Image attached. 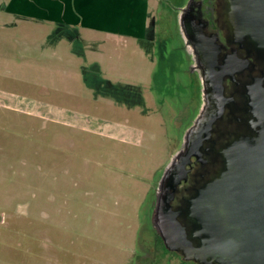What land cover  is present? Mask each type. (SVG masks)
Returning <instances> with one entry per match:
<instances>
[{
	"label": "rangeland",
	"instance_id": "rangeland-1",
	"mask_svg": "<svg viewBox=\"0 0 264 264\" xmlns=\"http://www.w3.org/2000/svg\"><path fill=\"white\" fill-rule=\"evenodd\" d=\"M193 1L149 0L145 38L0 21V264H142L198 114Z\"/></svg>",
	"mask_w": 264,
	"mask_h": 264
},
{
	"label": "flooded vegetation",
	"instance_id": "flooded-vegetation-1",
	"mask_svg": "<svg viewBox=\"0 0 264 264\" xmlns=\"http://www.w3.org/2000/svg\"><path fill=\"white\" fill-rule=\"evenodd\" d=\"M12 1L0 4V21L35 17L15 11ZM233 1L194 0L182 15L180 30L199 98L192 139L200 127L204 130L196 153L190 157L186 152L192 151L193 141L187 135L181 154L159 187L151 218L152 242L145 245L148 253L142 264H199L169 249L159 210L167 196L172 210L187 208L189 200L223 171L226 149L239 139L255 136L264 117V56L250 38L235 35L230 23ZM177 221L187 235L196 227V221L186 213Z\"/></svg>",
	"mask_w": 264,
	"mask_h": 264
},
{
	"label": "water",
	"instance_id": "water-1",
	"mask_svg": "<svg viewBox=\"0 0 264 264\" xmlns=\"http://www.w3.org/2000/svg\"><path fill=\"white\" fill-rule=\"evenodd\" d=\"M231 4L230 23L235 35L250 38L264 56V0H234ZM258 126L255 136L239 139L226 149L223 171L189 200L187 208L172 210L167 206L168 196L163 202L159 212L166 243L185 260L264 264V117ZM203 130L200 127L194 139V131H189L188 139L193 141L192 151L186 152L189 157L196 153ZM183 213L196 221L188 235L177 221Z\"/></svg>",
	"mask_w": 264,
	"mask_h": 264
},
{
	"label": "crops",
	"instance_id": "crops-1",
	"mask_svg": "<svg viewBox=\"0 0 264 264\" xmlns=\"http://www.w3.org/2000/svg\"><path fill=\"white\" fill-rule=\"evenodd\" d=\"M17 12L95 33L145 38L149 0H13Z\"/></svg>",
	"mask_w": 264,
	"mask_h": 264
}]
</instances>
